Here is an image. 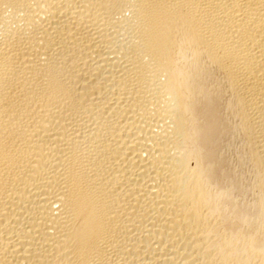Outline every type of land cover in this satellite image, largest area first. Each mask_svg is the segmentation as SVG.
I'll return each mask as SVG.
<instances>
[{"label": "bare ground", "instance_id": "1", "mask_svg": "<svg viewBox=\"0 0 264 264\" xmlns=\"http://www.w3.org/2000/svg\"><path fill=\"white\" fill-rule=\"evenodd\" d=\"M0 264H264V0H0Z\"/></svg>", "mask_w": 264, "mask_h": 264}]
</instances>
